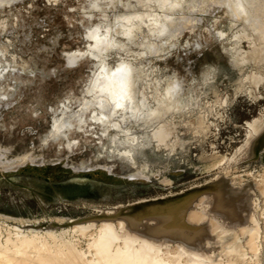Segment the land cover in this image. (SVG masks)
<instances>
[{"label":"rangeland","instance_id":"1","mask_svg":"<svg viewBox=\"0 0 264 264\" xmlns=\"http://www.w3.org/2000/svg\"><path fill=\"white\" fill-rule=\"evenodd\" d=\"M263 6L245 20L225 0H1V239L52 231L90 254L104 224L168 202L236 228L187 221L207 226L205 264H264ZM121 66L130 99L109 109L96 79ZM224 189L241 201L213 207Z\"/></svg>","mask_w":264,"mask_h":264},{"label":"bare ground","instance_id":"2","mask_svg":"<svg viewBox=\"0 0 264 264\" xmlns=\"http://www.w3.org/2000/svg\"><path fill=\"white\" fill-rule=\"evenodd\" d=\"M225 1L230 3V11L233 12L235 15L245 18V20L246 18L251 17V14H249L247 10L249 0ZM261 10L262 9L260 8L253 10L252 12L255 17H258ZM160 24L161 28H163V25H165L163 21H161ZM97 31L98 29H95L90 32L91 37H93L96 42L93 49V51H95V54L99 53H97L96 51H102V49L107 47V44H109L106 39L100 38ZM121 68L126 67L121 66L115 71H104L101 74H98L99 76L96 79V88L99 92H101V94L103 93L104 95H106L104 92H106L107 95L110 94L109 92L105 91L110 82L109 77L114 80L129 79L126 72L118 73V70ZM128 92L129 87L124 93V103H126L125 101L127 99H130L128 98ZM103 104L106 105L105 103ZM99 105H102V103L98 104L97 106ZM104 108L107 109L109 107ZM7 168H9V166ZM214 192L215 196H213L215 199V206L213 207H219L221 205L224 208H229L237 202L241 201L239 197H233L231 195L227 196L228 193L225 189ZM217 201L219 202L216 205ZM167 204L168 202H159L158 204H154L151 208L143 209L140 211L138 210L137 212L135 211L136 208L134 210H127L128 214L125 215L124 219L119 222V227L123 229L121 231H118L117 228L113 225V223L104 224L102 231H100V236L94 239L93 241L91 247L93 251L90 254L78 250L75 247L76 245L68 241L69 239L65 240L64 238H62L61 243H58L56 241H54V244L51 243L47 236H51L54 239L57 238V235L52 231L47 232L46 236H42L37 233L26 235L16 232L14 235H9L7 238L4 239V241L3 238L1 239L0 233V264H100L99 262L102 259L100 257V252L102 251H106L105 254H108L110 252V254H108L109 256L106 257V259L111 262L109 264H166L165 262H167V258L180 255H183V257L185 258H191L198 264H205L206 262L209 263L210 260H213L216 257V254L209 251V249L205 250L201 245L202 243H204V241L207 242V245L211 243L210 239H208L209 237L207 236L208 231H211V233H209L212 235V237L219 238L220 234L218 235L217 233L216 237L214 234L216 231L221 230L224 233V238L221 235L223 240H228L229 238L231 240L233 239L236 228L234 226H228L224 222H217V218H213L215 215L212 216L213 214H208L207 212L202 213L192 211L194 213H188L185 218H182L181 210L185 208V205H176L166 209ZM211 209L213 208L211 207ZM231 210L233 209H228V211ZM120 215L118 214V216ZM187 221L188 224H193L195 223V221H197V225L198 222H200V224L205 222L209 225L211 223L212 225L211 227L209 226L210 229L208 228V231L206 224H203L201 225V227L203 226L202 229H199L198 227V229L193 232L191 229H189ZM125 229H127L128 232L127 237L121 236V232L125 231ZM122 234L124 235V233ZM215 240L216 242L219 241L218 239ZM252 240H255V238L253 237ZM250 241L249 244L254 249H251V246H248L249 249L252 251L256 250L257 252V246L256 249L254 246L256 242H254L255 244L253 245V241ZM112 244H114V247ZM71 251H73L76 255L71 254Z\"/></svg>","mask_w":264,"mask_h":264},{"label":"clouds","instance_id":"3","mask_svg":"<svg viewBox=\"0 0 264 264\" xmlns=\"http://www.w3.org/2000/svg\"><path fill=\"white\" fill-rule=\"evenodd\" d=\"M119 72H126L129 79L128 80H114L109 77V84L105 91L110 93V101L113 102L116 106H122L124 100V93L126 89L130 86V68H121L118 70ZM117 73V74H118Z\"/></svg>","mask_w":264,"mask_h":264},{"label":"snow or ice","instance_id":"4","mask_svg":"<svg viewBox=\"0 0 264 264\" xmlns=\"http://www.w3.org/2000/svg\"><path fill=\"white\" fill-rule=\"evenodd\" d=\"M108 106H109V108H111L112 106H114V107H122V106H116L113 102H111V101H109L108 102ZM101 107L103 108V107H105V105H101Z\"/></svg>","mask_w":264,"mask_h":264}]
</instances>
